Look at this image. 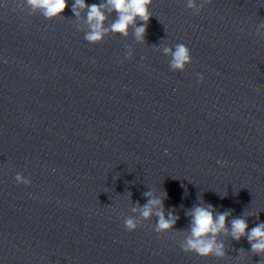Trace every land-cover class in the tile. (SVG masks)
I'll use <instances>...</instances> for the list:
<instances>
[{
  "label": "clouds",
  "instance_id": "9594fccd",
  "mask_svg": "<svg viewBox=\"0 0 264 264\" xmlns=\"http://www.w3.org/2000/svg\"><path fill=\"white\" fill-rule=\"evenodd\" d=\"M153 0H107L106 4L87 5L85 0H75L72 5V12L75 16H80L79 9H85L87 12V23L89 31L84 39L90 44H96L103 40L108 32L118 33L127 36L130 26L135 28V37L138 41H143L146 34L147 24L151 18L150 5ZM202 3H211V0H202ZM21 6H27L33 11L40 10L46 19L56 18L64 13L68 7L67 0H21ZM186 6L190 9H197L196 0H187ZM115 11L118 18L111 24L109 29L104 28V22L107 17L105 10ZM139 19L142 23L137 26ZM264 26V25H261ZM165 54L171 56L170 67L173 71H184L187 65L192 62L190 49L183 43H178L175 48H165ZM202 79V77H201ZM18 183L28 185L30 179L21 174L15 176ZM145 195L151 197V193ZM166 195V194H165ZM154 206L163 207V201L158 198L149 199L148 203L140 209L144 218L152 215ZM136 211V209H133ZM158 217L156 232L170 230L174 227L176 217L169 213L166 219L163 211L156 212ZM191 216V236L182 245L184 252H195L199 256L214 255L224 257L226 255L223 243H217L216 236L224 232L228 234L226 221L229 212L214 215V209L211 205L207 207L195 206L189 213ZM125 228L131 232L137 229V222L133 218L124 220ZM231 237L239 241L246 237L251 245V252L257 256L264 257V223L258 224L250 231L246 219L237 218L231 221Z\"/></svg>",
  "mask_w": 264,
  "mask_h": 264
}]
</instances>
